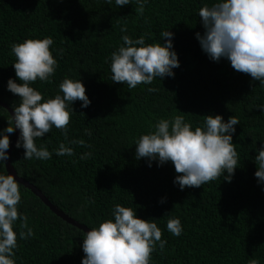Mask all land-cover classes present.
I'll list each match as a JSON object with an SVG mask.
<instances>
[{
    "label": "trees",
    "instance_id": "trees-1",
    "mask_svg": "<svg viewBox=\"0 0 264 264\" xmlns=\"http://www.w3.org/2000/svg\"><path fill=\"white\" fill-rule=\"evenodd\" d=\"M216 2L147 0L141 11L136 0L123 7L115 0L111 5L105 0H0V101L12 111L19 104V97L7 90L9 78L16 79L12 44L45 37L54 41L55 75L50 83L37 80L30 86L48 99L59 93L65 77L80 79L91 100L87 108L79 101L69 105L74 112L67 136L53 127L35 140L53 153L50 160H25V150L14 146L11 166L89 230L111 219L116 204L157 223L167 243L163 250L157 244L150 264H264V186L257 183L254 162L256 148L264 144V85L234 70L226 59L215 62L202 51L196 38L204 32L198 11ZM166 30L174 33L180 62L174 77H157L135 89L114 84L110 57L121 37L142 35L146 44L164 43ZM175 115H183L193 129L203 125L206 115L239 120L233 134L238 164L231 182L220 177L181 190L173 183L177 173L171 162L157 166L152 161L149 167L145 158H135L139 136ZM9 116L0 106V130L8 126ZM14 134H9L10 146ZM80 140L83 146L73 143ZM61 143L72 147L74 155H55ZM85 153L91 155L81 159ZM0 172L7 173L5 166ZM20 190L19 211L28 217L34 236L18 239L16 264H81L84 232L57 217L24 186ZM170 217L183 226L179 237L167 231ZM14 230H21L19 221Z\"/></svg>",
    "mask_w": 264,
    "mask_h": 264
},
{
    "label": "clouds",
    "instance_id": "clouds-1",
    "mask_svg": "<svg viewBox=\"0 0 264 264\" xmlns=\"http://www.w3.org/2000/svg\"><path fill=\"white\" fill-rule=\"evenodd\" d=\"M105 2L111 5L113 0ZM136 2L142 11L147 0ZM131 3L132 0H115L118 7ZM198 15L204 32H197L196 38L208 58L215 62L226 59L234 70L264 85V0H217L211 7H201ZM173 36L174 33L166 30L162 33L166 42L146 44L142 35L137 39L123 35L122 44L110 57L112 82L135 89L140 84L150 85L157 77L161 80L174 77L173 69L178 68L180 62L173 47ZM53 43L51 37H45L26 39L11 46L16 79L9 78L7 90L19 97V104L12 105L8 126L0 130V166H6L10 158L9 134L16 129L20 134L15 147L25 150L23 159L50 160L53 153L44 145L38 147L35 140L43 138L53 127L67 136L74 112L69 105L79 101L81 108H87L91 104L80 79L65 77L58 85L59 93L48 99L30 86L37 80L50 83L55 75L57 60L50 50ZM239 123L234 115L227 121L221 115H206L203 125L193 129L183 115L160 119L153 131L141 134L135 141V158H145L149 167L152 161H156L157 166L171 162L177 173L173 183L181 190L199 188L220 177L231 182L238 164L233 134ZM73 143L83 146L85 142ZM256 152L255 177L257 183L264 186V144L256 148ZM55 155L73 156L74 151L61 143ZM90 155L85 153L80 158ZM20 184L14 175L0 172V264H16L18 239L29 240L34 236L28 217L19 211ZM111 216L85 231L81 245L85 255L81 264H150L157 244L164 249L167 241L162 239L157 223L139 218L136 210L120 204L112 208ZM18 221L21 230L17 232L14 228ZM166 228L176 237L183 232L180 220L174 217L167 220Z\"/></svg>",
    "mask_w": 264,
    "mask_h": 264
},
{
    "label": "water",
    "instance_id": "water-1",
    "mask_svg": "<svg viewBox=\"0 0 264 264\" xmlns=\"http://www.w3.org/2000/svg\"><path fill=\"white\" fill-rule=\"evenodd\" d=\"M0 106L3 107L4 109H6L9 114H13V111L4 103H2L0 101ZM14 134V138L13 141L11 143V146L9 147V149L7 150L9 153V157L11 154V151L13 149V147L16 144V141L18 140L19 137V129H16ZM6 172H8L9 174H12L16 177V179L21 183L20 185L24 186L26 189L30 190L36 197H38L41 202L47 206L51 212H53L57 217H59L60 219H62L64 222H66L67 224H70L76 228H78L79 230L83 231L85 233V231H88L89 229L86 228L85 226L79 224L78 222H76L75 220L71 219L70 217H68L67 215H65L63 212H61L57 207H55L45 196L44 194L37 189L35 186H33L31 183H29L28 181L20 178L17 173L15 172V170L13 169V167L11 166V162H10V158L9 160L6 162V166H5Z\"/></svg>",
    "mask_w": 264,
    "mask_h": 264
}]
</instances>
